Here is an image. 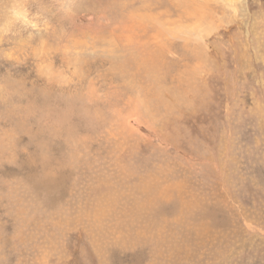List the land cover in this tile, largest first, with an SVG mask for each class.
<instances>
[{
  "label": "rangeland",
  "instance_id": "374dc122",
  "mask_svg": "<svg viewBox=\"0 0 264 264\" xmlns=\"http://www.w3.org/2000/svg\"><path fill=\"white\" fill-rule=\"evenodd\" d=\"M0 264H264V0H0Z\"/></svg>",
  "mask_w": 264,
  "mask_h": 264
}]
</instances>
